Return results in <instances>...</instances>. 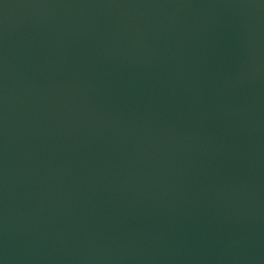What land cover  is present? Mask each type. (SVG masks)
<instances>
[{"label":"water","instance_id":"1","mask_svg":"<svg viewBox=\"0 0 264 264\" xmlns=\"http://www.w3.org/2000/svg\"><path fill=\"white\" fill-rule=\"evenodd\" d=\"M0 264H264V0H0Z\"/></svg>","mask_w":264,"mask_h":264}]
</instances>
